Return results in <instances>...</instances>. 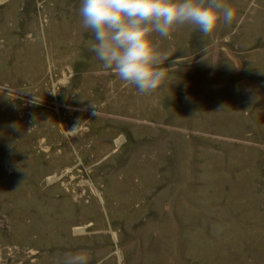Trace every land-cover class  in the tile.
<instances>
[{
    "label": "rangeland",
    "instance_id": "374dc122",
    "mask_svg": "<svg viewBox=\"0 0 264 264\" xmlns=\"http://www.w3.org/2000/svg\"><path fill=\"white\" fill-rule=\"evenodd\" d=\"M80 3L0 0V264H264V0L153 33L149 94L96 58Z\"/></svg>",
    "mask_w": 264,
    "mask_h": 264
},
{
    "label": "clouds",
    "instance_id": "9594fccd",
    "mask_svg": "<svg viewBox=\"0 0 264 264\" xmlns=\"http://www.w3.org/2000/svg\"><path fill=\"white\" fill-rule=\"evenodd\" d=\"M79 15L93 35L96 58L140 94L154 92L166 79L162 65L170 55L157 49L153 33L168 37L187 25L207 36L235 18L227 0H81ZM63 264H89V258L68 253Z\"/></svg>",
    "mask_w": 264,
    "mask_h": 264
}]
</instances>
